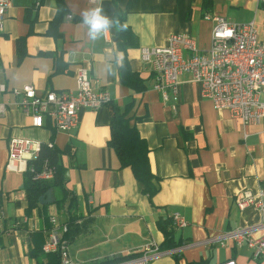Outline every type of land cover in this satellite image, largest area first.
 <instances>
[{
  "label": "crops",
  "instance_id": "0c3cea01",
  "mask_svg": "<svg viewBox=\"0 0 264 264\" xmlns=\"http://www.w3.org/2000/svg\"><path fill=\"white\" fill-rule=\"evenodd\" d=\"M95 8L109 18L121 17L131 44L125 46L119 25L90 40L82 13ZM206 14L235 24L254 21L264 41V5L257 0H102L98 5L90 0H13L0 32V79L7 88L0 93L5 108L0 113V264H38L33 252L48 239L51 217L66 222L54 204L55 191L53 204L28 213L25 175L6 170L13 138L53 144L60 152L66 187L76 197L82 222L72 238L80 235V225L102 220L118 242L115 256L96 262L78 260L69 249L75 263L141 254L154 243L160 254L149 264H264L254 261L245 245L223 240L261 222L258 209L240 210L235 201L243 192L258 198L264 190V118L257 126H244L228 111H217L187 75L181 77L178 100L164 103L153 88V66L141 56L142 48L165 47L175 34L193 37L200 53H207L215 25L204 19ZM87 63L93 88L107 91L112 103L81 112L72 132L56 130L48 117L43 128H33L13 90L30 85L39 95L76 92L77 70ZM123 69L138 75L145 90L136 92L123 83ZM114 107L130 110L131 124L147 143L157 190L151 197L131 169L121 168L109 145ZM175 213L188 226L176 229L172 223L173 244L179 247L162 251L159 223L172 221Z\"/></svg>",
  "mask_w": 264,
  "mask_h": 264
},
{
  "label": "built area",
  "instance_id": "2783aa9c",
  "mask_svg": "<svg viewBox=\"0 0 264 264\" xmlns=\"http://www.w3.org/2000/svg\"><path fill=\"white\" fill-rule=\"evenodd\" d=\"M102 0H90L98 5ZM264 5V0H257ZM13 6V0H0V32L3 21ZM72 18V16H69ZM204 19L213 22L210 50L201 54L196 40L186 34L171 35L165 47L142 48L144 62L150 63L155 72L153 88L161 95L164 103L178 100L182 85L181 77L190 76L198 84L204 99L212 102L217 111H228L244 126H257L264 118V41L258 39V28L254 21L235 24L227 19L206 14ZM91 65L80 67L76 73V92H48L39 95L33 86L25 85L22 90H13L20 98V106L32 120V127L41 129L44 118L54 123L56 130L72 132L80 123L81 112L98 111L112 103L110 94L105 90L93 88L89 72ZM7 88L0 79V93ZM175 109L176 106H173ZM0 113L5 108L0 104ZM53 144H49L53 148ZM42 143L28 138H13L9 144L7 172L32 174L36 182L50 181L54 178L53 170L45 164L38 170L34 162L41 154ZM236 206L240 210L256 208L262 219L260 224L250 228L237 229L225 235L223 240H233L239 246H246L252 252L254 261H264V190L255 198L250 192H243L237 197ZM52 229L43 251L46 254L59 252L61 264H77L71 258L68 241L64 235L69 232V225L59 217H51ZM77 221L76 224H81ZM176 229H183L188 222L178 213L172 215ZM256 233H261L256 236ZM141 255L121 264H149L153 257L160 254L157 245L150 244L143 248ZM221 264H236L227 261Z\"/></svg>",
  "mask_w": 264,
  "mask_h": 264
},
{
  "label": "trees",
  "instance_id": "16d2710c",
  "mask_svg": "<svg viewBox=\"0 0 264 264\" xmlns=\"http://www.w3.org/2000/svg\"><path fill=\"white\" fill-rule=\"evenodd\" d=\"M122 24V18L118 19ZM119 36L125 39V46L131 44L132 38L131 32L119 31ZM18 57L22 60L24 57V44L22 41L18 43ZM123 83L127 84L136 92L145 90L143 81L138 75L132 74L128 69H123ZM130 110L121 111L119 108L114 107L111 114V139L109 142L110 147L117 155L121 168H129L133 172L136 180L144 186V192L150 197L157 191L154 187L156 180L155 176L151 172L149 163V149L147 143L143 140L137 130V128L131 124V118L129 117ZM47 164L48 168L53 170L54 178L50 181L36 182L32 180V174H24L26 182L24 186L25 196L28 202V213L33 208L40 206V198L44 196L48 191L52 190L59 193V197L55 201L58 212L66 215L65 221L69 225V232L64 235V239L69 241L72 235V231L77 228L76 222L80 219L76 212V197L66 187L65 169L61 163L60 152L49 147V144L42 143L41 154L38 160L34 162V165L39 170L40 166ZM172 221L170 220L159 223V228L165 237V243L161 246L162 251L175 250L179 247L177 244H173L175 231L171 229ZM40 237H43L40 234ZM44 238V237H43ZM49 238V237H48ZM48 242V239L33 252V257L38 261V264H61V258L59 252L46 254L43 251L44 245ZM141 254H133L130 256H121L113 259L106 260L101 263L93 264H121L123 262L135 259Z\"/></svg>",
  "mask_w": 264,
  "mask_h": 264
},
{
  "label": "rangeland",
  "instance_id": "374dc122",
  "mask_svg": "<svg viewBox=\"0 0 264 264\" xmlns=\"http://www.w3.org/2000/svg\"><path fill=\"white\" fill-rule=\"evenodd\" d=\"M80 225V235L68 241L71 252L78 260L96 262L113 257L117 250L116 239L109 234L102 220Z\"/></svg>",
  "mask_w": 264,
  "mask_h": 264
},
{
  "label": "clouds",
  "instance_id": "9594fccd",
  "mask_svg": "<svg viewBox=\"0 0 264 264\" xmlns=\"http://www.w3.org/2000/svg\"><path fill=\"white\" fill-rule=\"evenodd\" d=\"M82 21L87 26L88 38L95 41L102 33H106L110 28L119 25L121 31L127 30V24H121L118 19L109 18L102 14L101 8L85 10L82 13Z\"/></svg>",
  "mask_w": 264,
  "mask_h": 264
},
{
  "label": "water",
  "instance_id": "95a60500",
  "mask_svg": "<svg viewBox=\"0 0 264 264\" xmlns=\"http://www.w3.org/2000/svg\"><path fill=\"white\" fill-rule=\"evenodd\" d=\"M54 198H53V191L50 190L48 191L44 196L40 198V204L41 205H50L54 203Z\"/></svg>",
  "mask_w": 264,
  "mask_h": 264
}]
</instances>
